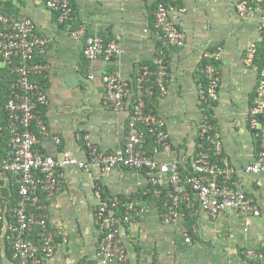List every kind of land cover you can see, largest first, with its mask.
I'll return each mask as SVG.
<instances>
[{
    "label": "crops",
    "instance_id": "0c3cea01",
    "mask_svg": "<svg viewBox=\"0 0 264 264\" xmlns=\"http://www.w3.org/2000/svg\"><path fill=\"white\" fill-rule=\"evenodd\" d=\"M158 1L72 0L76 24L121 46V52L111 60L99 57L90 67L83 55V40L72 37L66 25L58 21L57 13L42 0H1L5 8L32 18L36 32L50 40L49 48L39 57L48 71L31 79L48 94L49 102L42 110L51 133L60 141L39 136L37 146L41 151L59 158L68 149L84 158L85 135L104 152L119 148L125 141L129 108L117 111L105 105L103 76L118 71L133 85L140 67L155 66L161 51H165L167 92L150 101L154 104L152 111L166 121L172 150L155 155L162 162H178L186 171L197 151L203 114L202 52L221 46L220 96L213 110L214 121L224 154L236 167L255 159L258 140L249 127L248 112L258 74L246 63L245 56L250 45L262 42L261 14L242 18L236 10L240 0H172L185 8L172 12L186 35V44L178 48L167 45L154 25ZM64 172L61 190L48 200L49 224L58 235L56 252L44 264H88L96 259L100 238L94 214L98 186L112 198L135 197L147 208L143 218L121 226L125 264H253L245 257V250L264 248V173L244 175L240 180L256 200L258 216L247 219L234 210H225L212 217L200 210L192 219L193 233L187 242L182 229L185 220L166 223L163 204L140 195L149 186L143 172L121 166L108 173L67 166ZM2 247L4 264H18L6 256L5 243Z\"/></svg>",
    "mask_w": 264,
    "mask_h": 264
},
{
    "label": "built area",
    "instance_id": "2783aa9c",
    "mask_svg": "<svg viewBox=\"0 0 264 264\" xmlns=\"http://www.w3.org/2000/svg\"><path fill=\"white\" fill-rule=\"evenodd\" d=\"M42 1L57 13L58 21L66 25L72 37L83 40V55L90 67L99 57L109 61L121 52L116 40L106 42L102 36L90 34L84 25H76L72 0ZM174 10L185 11V8L161 2L154 10L153 20L165 43L180 48L186 44V35L172 17ZM236 10L242 18L261 14L263 42L264 0H240ZM49 45L50 40L36 32L32 18L5 8L0 0V264H4L3 243L10 245L12 258L18 264H44L54 256L58 233L49 224L48 200L61 190L67 166L87 172L108 173L120 166L143 172L154 195L165 194L163 217L168 224L185 220L186 211L194 215L203 210L216 217L225 210H234L247 219L260 214L256 200L240 183L244 175L264 173V62L256 61L257 44L250 45L245 56L246 63L258 74L255 97L248 112L249 127L258 140L257 156L252 162L236 167L224 154L213 113L220 96L218 63L222 47L206 49L202 52L201 72L207 85L200 83L203 114L198 133L203 140L191 159L192 172L188 175L183 174L178 162H162L156 157L158 152H171L172 144L165 119L146 111L147 101L157 90L160 95L167 92L165 51H161L155 67L149 64L140 67L133 85L118 71L103 76L105 105L117 111L129 108L127 133L119 148L104 152L85 135L87 156L84 158L76 157L68 149L59 158L41 151L37 146L39 136L60 141L51 133L42 110L49 102L48 94L31 79L34 74L48 71V66L35 57L45 54ZM5 70L11 76L7 89L3 87ZM140 124L154 137L153 154L148 150L146 132L140 129ZM212 156L217 160L212 161ZM150 190L148 187L145 193ZM14 191L19 197L17 202L12 200ZM96 195L94 214L100 238L96 259L88 264H125L127 253L120 238L121 226L143 218L147 208L137 198L128 199L122 205L124 212L120 213L119 199L106 197L100 186ZM185 221L182 229L185 240L190 242ZM244 254L248 260L264 264V248L250 247Z\"/></svg>",
    "mask_w": 264,
    "mask_h": 264
},
{
    "label": "trees",
    "instance_id": "16d2710c",
    "mask_svg": "<svg viewBox=\"0 0 264 264\" xmlns=\"http://www.w3.org/2000/svg\"><path fill=\"white\" fill-rule=\"evenodd\" d=\"M161 2H163V3H165L166 5H175V6H177V4L175 3V2H173L172 0H159L158 1V3H157V5L159 4V3H161ZM156 5V6H157ZM77 25V24H76ZM110 40V38H105V41L106 42H108ZM39 57L40 56H36L35 57V60L36 61H41V60H39ZM256 61H257V63H263L264 62V41L263 42H261L260 44H259V46H258V51H257V54H256ZM204 63V62H203ZM219 64V63H218ZM153 67H155V66H153ZM3 87L5 88V89H7L8 88V84H9V80H11V76H10V74H9V72L7 71V70H5L4 72H3ZM200 83H203L204 85H207V80H206V78L204 77V75H203V73L201 74V79H200ZM158 95H160L159 94V91L157 90L156 91V94H155V96L152 98V99H155V97H157ZM147 107H146V111H148V112H150V111H152V108H153V106H154V104H153V102H151L150 101V99L147 101V105H146ZM139 127H140V129L141 130H143L144 132H146V137H147V146H148V150L150 151V153L151 154H153V149L155 148V146H156V144H155V141H154V137L151 135V133L147 130V128H146V126L145 125H143V124H140L139 125ZM202 138H200V136H198V142H197V151H196V153H195V155L197 154V152H198V150L200 149V143L202 142ZM217 160V157H215V156H212V161H216ZM180 169H181V171L183 172V174L184 175H188V174H191V172H192V166H191V163L188 165V167H187V170L186 171H184L183 170V168L180 166ZM145 175V174H144ZM151 190L150 191H147L146 193H145V191H142L141 193H140V195H142L145 199H148L149 201H151V202H156V203H158L159 205H161V204H163V202H164V200H165V194H162L161 196H156V195H154V193H153V191H152V185L149 183V186H148ZM104 194H105V196L106 197H110L108 194H107V192L105 193L104 192ZM135 198V197H134ZM133 197H131V198H126V197H124V196H120L119 197V201H120V203H119V205H118V207H119V210H120V213H123L124 212V208H123V203L125 202V201H127L128 199H134ZM18 199H19V197H18V195H17V193L14 191L13 192V197H12V200H13V202H17L18 201ZM195 216V214L193 215L191 212H189V211H186V217H185V220L187 221V224H188V226H189V234H192L193 233V229H192V225H193V217ZM6 256L7 257H10V258H12V251H11V249H10V245L9 244H7L6 245ZM13 259V258H12ZM253 264H261L260 262H258V261H251Z\"/></svg>",
    "mask_w": 264,
    "mask_h": 264
}]
</instances>
